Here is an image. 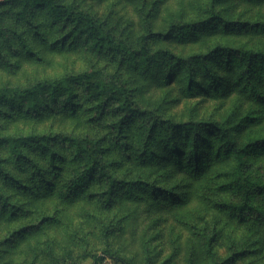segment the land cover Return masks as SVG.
Returning a JSON list of instances; mask_svg holds the SVG:
<instances>
[{"label": "trees", "instance_id": "obj_1", "mask_svg": "<svg viewBox=\"0 0 264 264\" xmlns=\"http://www.w3.org/2000/svg\"><path fill=\"white\" fill-rule=\"evenodd\" d=\"M235 1L244 7L236 11ZM143 2L139 7L143 31L134 38L121 35L105 19L70 0H0L15 21L32 26L34 16L44 15L63 29L59 32L61 42L82 40L106 55L115 67L108 70L90 65L23 84L0 85V120L14 113L39 114L46 108L81 110L91 124L112 117L103 122L105 131L100 137L62 130L0 132V149L7 154L3 158L0 152V180L22 182L7 169L9 160L17 166H30L36 182L56 184L52 176L57 169L50 173L43 168L29 154L34 149L47 156L50 164L54 165L58 157L75 163L76 167L60 174L57 181L65 195L77 193L89 180L96 179L98 187L90 196L105 205L137 189L161 192L173 204L184 203L186 198L169 185H157L146 175L130 178L114 171L113 166L119 164L113 158L116 150L120 159L138 164L156 163L165 151L174 168L185 173L189 185L196 182L206 189L207 194L202 191L200 197L239 223L262 224L264 235V131L245 132L239 137L235 134L248 121L260 124L264 117V40L260 37L264 36V0H195L186 9L172 10L157 28L152 22L160 0ZM252 6H257L253 12ZM197 32L218 35L201 49L188 53L162 43ZM0 33L5 35L2 29ZM27 51L31 52L28 46ZM0 62H7L4 56H0ZM216 62L226 64L228 72L223 78ZM136 75L144 80L154 77L158 82L178 79L191 94L200 88L208 95L222 94L224 82L234 84L257 103L260 112H247L238 123L230 117L175 119L141 100ZM0 206L11 213L18 210L1 187ZM20 232L24 228L14 234ZM206 233L203 228L205 248L210 250L212 235ZM232 254L226 261L237 258L236 250ZM106 256L135 264L131 258L110 250L96 254L90 264H103Z\"/></svg>", "mask_w": 264, "mask_h": 264}, {"label": "rangeland", "instance_id": "obj_2", "mask_svg": "<svg viewBox=\"0 0 264 264\" xmlns=\"http://www.w3.org/2000/svg\"><path fill=\"white\" fill-rule=\"evenodd\" d=\"M70 1L105 19L112 27L118 28L121 35L136 38L143 31L139 12V7L145 4L143 0ZM146 1L149 4L153 0ZM193 1L160 0L153 27H161L167 14L172 10L186 9ZM243 7L235 1L236 11ZM256 7H251L252 12ZM257 9L262 11V8ZM0 29L5 32V35L0 33V56L7 61L0 62V85L23 84L90 65L108 70L115 68L106 55L82 40L61 42L59 32L63 29L57 28L44 15L34 16L31 26L22 20L15 21L0 5ZM217 35L197 32L195 36L162 43L177 52L188 53L201 49L205 42L216 39ZM260 37L264 40V36ZM25 44L31 52L27 51ZM216 64L223 78L228 72L226 64ZM135 84L144 103L158 107L164 115H172L175 119L230 117L238 123L245 113L257 115L260 112L255 101L227 82L221 85L224 92L216 95H208L201 88L188 93L178 79L158 82L154 77L144 80L136 75ZM87 117L81 110L72 112L58 108H46L32 115L14 113L0 120V132L62 130L100 137L105 131L103 122L112 118L108 115L100 124H91ZM260 131H264V117L260 124L248 121L235 134L239 137L245 132L254 134ZM0 152L3 158H7L4 148ZM29 154L50 173L57 169L52 176L56 184L36 182L30 174V166H17L7 160V169L22 182L0 180V187L18 207L15 213H11L0 206V264H90L96 254L105 250L129 257L135 264H264L262 224L239 223L205 201L199 194L202 191L207 194L206 189L199 188L196 182L189 185L185 173L174 168L165 151L161 152L156 163L138 164L120 159L116 150L113 158L119 164L113 166L114 171L130 178L146 175L157 185H169L186 198L184 203L173 204L161 192L152 194L137 189L132 194H120L110 205H105L90 196L98 187L96 179L89 180L77 193L65 195L60 192L57 181L60 174L76 167L75 163L58 157L53 165L47 156L34 149ZM60 155L64 154L60 152ZM19 228H24V232L15 235L14 231ZM203 228L208 236L212 235L210 250L205 248ZM233 250H236L237 258L226 261L233 255ZM103 264L124 263L106 256Z\"/></svg>", "mask_w": 264, "mask_h": 264}]
</instances>
